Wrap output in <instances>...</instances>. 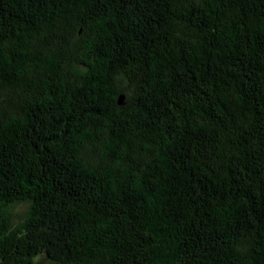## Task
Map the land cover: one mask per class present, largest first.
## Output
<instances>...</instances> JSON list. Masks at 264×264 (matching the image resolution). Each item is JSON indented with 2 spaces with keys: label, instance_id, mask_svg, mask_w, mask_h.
Masks as SVG:
<instances>
[{
  "label": "trees",
  "instance_id": "16d2710c",
  "mask_svg": "<svg viewBox=\"0 0 264 264\" xmlns=\"http://www.w3.org/2000/svg\"><path fill=\"white\" fill-rule=\"evenodd\" d=\"M0 264H264V0H0Z\"/></svg>",
  "mask_w": 264,
  "mask_h": 264
},
{
  "label": "water",
  "instance_id": "95a60500",
  "mask_svg": "<svg viewBox=\"0 0 264 264\" xmlns=\"http://www.w3.org/2000/svg\"><path fill=\"white\" fill-rule=\"evenodd\" d=\"M124 98H125V96H124L123 94H121V95L119 96V98H118V103H119V104H124Z\"/></svg>",
  "mask_w": 264,
  "mask_h": 264
},
{
  "label": "rangeland",
  "instance_id": "374dc122",
  "mask_svg": "<svg viewBox=\"0 0 264 264\" xmlns=\"http://www.w3.org/2000/svg\"><path fill=\"white\" fill-rule=\"evenodd\" d=\"M22 209H23V206L18 208L19 211H22Z\"/></svg>",
  "mask_w": 264,
  "mask_h": 264
}]
</instances>
